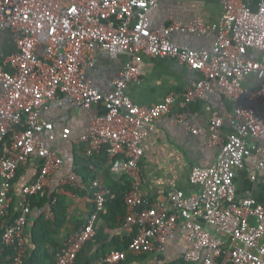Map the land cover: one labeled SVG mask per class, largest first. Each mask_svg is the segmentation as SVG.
Wrapping results in <instances>:
<instances>
[{
	"label": "built area",
	"instance_id": "1",
	"mask_svg": "<svg viewBox=\"0 0 264 264\" xmlns=\"http://www.w3.org/2000/svg\"><path fill=\"white\" fill-rule=\"evenodd\" d=\"M221 2L222 17L208 28L180 22L153 27L151 12L160 0H0V31H12L18 48L8 57L12 70L0 66V228L7 226L3 243L16 249L13 264H23L29 254L26 229L33 212L31 200L45 191L51 174L63 164L43 138L48 133L55 138L54 123L44 113L61 95L71 97L77 107H104L78 142L86 145L91 169L102 159L111 173L131 181L125 222L135 236L126 249L113 250L94 264H123L130 254H162L180 223L189 232L186 262L264 264V203L251 195L239 200L236 183L237 171L247 159L264 172V0ZM210 30L216 33L211 50L173 41L175 31L204 35ZM99 50L114 58L126 57L108 93L94 87L87 76L96 66ZM145 56L173 58L202 74L187 87L182 106L213 91L236 106L231 114L211 117L207 144L218 151L211 165L192 168L190 182L199 189L177 190L167 201L155 203L147 200L143 187V144L150 126L172 111L177 98L169 95L151 106L132 100L131 86L148 74ZM252 76L260 84L247 92L246 82ZM227 124L232 127L228 134ZM70 133L64 128L63 137ZM35 153L42 158L41 172L23 186L18 215L7 225L13 183ZM76 181L73 175L63 183ZM90 190L93 209L84 226L66 239L53 264H75L85 246L96 239L112 196L102 170L92 177ZM57 202L55 197L45 208L49 219L55 218Z\"/></svg>",
	"mask_w": 264,
	"mask_h": 264
},
{
	"label": "crops",
	"instance_id": "2",
	"mask_svg": "<svg viewBox=\"0 0 264 264\" xmlns=\"http://www.w3.org/2000/svg\"><path fill=\"white\" fill-rule=\"evenodd\" d=\"M223 11L221 0H160V6L151 12V19L153 27L180 22L204 24L212 28L219 22ZM215 40L216 33L213 30L204 35L182 31L173 33V41L176 44L192 49L211 50ZM17 51L15 34L10 30L0 31V66L12 70L8 57ZM145 61L148 63V74L141 83L131 86L132 100L142 106H151L161 103L169 95L177 98L172 111L150 126L149 134L143 144L144 155L140 165L143 187L147 200L155 203L167 201L169 194L177 190L188 193L199 189L197 185L190 182L192 168L209 166L217 157L218 150L207 144L211 117L215 113L223 116L231 114L236 106L229 98L218 91H213L205 99L197 100L184 107L181 105L184 92L193 81L200 79L202 74L169 57L145 56ZM125 64V56L120 55L114 58L106 51L99 50L96 66L88 70V79L94 87L103 93H108L112 90L113 82L120 76ZM259 84L256 76H252L246 82L247 92H252ZM104 112L102 105L91 109L77 107L71 97L61 95L51 102L49 109L44 113V118L54 123L52 133L55 136L54 139L49 138V133L43 136L45 144L63 159V164L51 174L43 191L48 194H58L65 206V211L61 215L62 223L55 227L56 232L52 236L57 246L48 244L52 254L58 253V246L64 245L66 239L86 223L93 209L90 183L95 174L102 170L107 186L109 179L124 182L126 178L127 188L131 186L128 176L111 173L102 159L99 160L100 163L98 162L96 169H91L89 158L86 156V145L78 142L88 131L92 118ZM180 116L184 117L181 122L178 120ZM64 128L71 130L68 138L63 137ZM193 129H201L203 133L195 134L192 132ZM231 131L232 127L227 124L225 133L228 134ZM42 165V158L35 153L27 166L20 170L11 190L15 204L20 199L23 186L38 178ZM73 175L77 176L75 185L63 183ZM236 183L239 200L251 195L264 203V172L259 171L251 159H247L244 166L237 171ZM42 213L47 216L45 209L42 211L33 209L30 216L26 229L29 249L33 247L32 229L35 220ZM110 214L102 216L97 231L98 239L101 238L107 251L123 246L135 233L130 224ZM210 229L214 230L212 226ZM95 244V241L88 244L86 253L91 255L101 247V244ZM189 248V232L180 223L168 236L165 252L132 254L129 255L125 264H197L184 260V255Z\"/></svg>",
	"mask_w": 264,
	"mask_h": 264
},
{
	"label": "trees",
	"instance_id": "3",
	"mask_svg": "<svg viewBox=\"0 0 264 264\" xmlns=\"http://www.w3.org/2000/svg\"><path fill=\"white\" fill-rule=\"evenodd\" d=\"M127 177V176H126ZM109 179V178H108ZM124 182H118L115 180L108 181V186L112 191V196L110 197L107 204V211L104 215L110 214L111 216L120 217L121 221H125V216L127 214V206L125 202V196L131 186L127 188V178L123 180ZM131 184V181H130ZM57 197L58 202L55 207V218L49 219L43 213L39 215V217L35 220V225L32 229V249H29V254L25 259L23 264H53L59 254L61 253L63 246H58V253L52 254L48 249V244H52L53 246H57L53 242L52 236L55 234V227L60 226L62 223L61 215L65 211V206L63 205L62 198H59L58 194H48L41 192L38 195L34 196L31 200L32 208L37 211H42L46 208V206L51 203V201ZM18 203L15 204L13 202L12 208L8 213V222L7 225H10L14 219L18 215ZM109 211V212H108ZM110 216V217H111ZM99 227V224H98ZM97 227V231H98ZM7 230V226L0 228V264H13L14 258L16 256V249L14 246L5 245L3 243V236ZM135 233L131 236V238L126 241L123 246H119L117 248H112L107 251L105 248V244L102 242L101 238H97L94 240L96 242L95 245H100L101 247L97 248L95 253L89 255L86 253V248H88V244L79 254L77 261L75 264H94V262L100 258L105 256L107 253L113 250H124L128 247L130 242L132 241ZM92 243V242H91ZM90 244V243H89ZM91 252V248L89 249ZM132 255V254H130ZM130 257V256H129ZM127 260L123 263L125 264Z\"/></svg>",
	"mask_w": 264,
	"mask_h": 264
}]
</instances>
